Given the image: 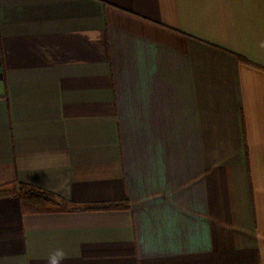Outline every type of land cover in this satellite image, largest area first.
Returning <instances> with one entry per match:
<instances>
[{"label":"crops","instance_id":"crops-1","mask_svg":"<svg viewBox=\"0 0 264 264\" xmlns=\"http://www.w3.org/2000/svg\"><path fill=\"white\" fill-rule=\"evenodd\" d=\"M0 264H264V0H0Z\"/></svg>","mask_w":264,"mask_h":264},{"label":"trees","instance_id":"trees-1","mask_svg":"<svg viewBox=\"0 0 264 264\" xmlns=\"http://www.w3.org/2000/svg\"><path fill=\"white\" fill-rule=\"evenodd\" d=\"M19 196L25 212L58 210L62 201L53 193L40 190L27 184H20ZM121 204L102 206L118 208Z\"/></svg>","mask_w":264,"mask_h":264}]
</instances>
